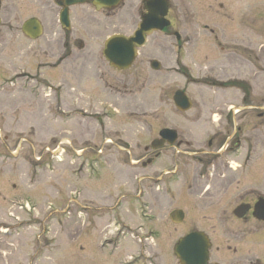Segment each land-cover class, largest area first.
<instances>
[{
  "label": "rangeland",
  "instance_id": "1",
  "mask_svg": "<svg viewBox=\"0 0 264 264\" xmlns=\"http://www.w3.org/2000/svg\"><path fill=\"white\" fill-rule=\"evenodd\" d=\"M169 1L172 26L123 73L110 68L103 42L133 34L139 0L122 21L93 15L100 42L80 32L93 44L90 62L77 47L50 46L56 24L43 23L35 46L22 34L26 9L19 20L12 10L2 17L0 264H179L175 247L195 232L209 238L213 262L243 264L257 252L264 264V231L241 246L233 218L251 192L264 196V0ZM51 60L54 68L39 66ZM178 91L189 112L176 109ZM167 128L183 146L157 158L151 145ZM216 137L219 153L208 145ZM222 168L229 185L219 192Z\"/></svg>",
  "mask_w": 264,
  "mask_h": 264
},
{
  "label": "flooded vegetation",
  "instance_id": "2",
  "mask_svg": "<svg viewBox=\"0 0 264 264\" xmlns=\"http://www.w3.org/2000/svg\"><path fill=\"white\" fill-rule=\"evenodd\" d=\"M84 1H85V4L75 5V6H72L69 8V10H68L69 29L66 30L60 24V13H61L62 9L58 6V3H63V2H65V0H56V1H54V0H0V27L2 25L3 18H4V15L6 14V12H9L10 10L16 12L15 17L19 20V18L20 19L22 18L23 9H26L29 12L30 17L25 19L24 20L25 22L22 24V34L25 38L34 42V45L36 46L37 43L39 42V40L41 38H43V35H44L43 23L49 22L50 24L53 25L52 27H55L54 24H56L58 26L59 30L61 31V35L58 34L57 37L54 34L49 35L51 38V43H52V44H50V46L52 45V47H53V46H55L54 44L56 43V45L60 44L63 47H66V49L67 48L71 49V47L72 48L77 47L76 52L78 51L82 54V55H79L77 57V59L83 58L85 60H89V62H90V60L92 58H95V53L92 50L93 44H92V42H89L87 40V38L84 39V37H81L80 32L81 31H84L85 33L87 32V36L89 39L95 36L94 43L97 44L98 42H100V39H101L100 35L97 33V29H99L100 20L94 18L93 15H96V14L101 15V16H103V19L107 20V21H111V20H113V17L118 16L117 17L118 20L122 21V20H124V18L127 17L129 10L131 9V3H130V0H128V1L127 0H120V3L117 5L116 8H113L112 6H107V5H105L106 3H102L101 4L102 7L99 10L97 8V6L95 5L94 0H84ZM9 2H12V4L10 5ZM146 3H147L146 0H139L138 9H141L142 16H141V20L136 24V30H137L139 23H141V21H142V17L147 12V4ZM169 4H170V1H169ZM55 10H57V11H55ZM114 10H120V13L113 15ZM101 13H104L105 15H103ZM86 14H88L87 18H86ZM170 14H171V4H170V13H169L168 19L170 20L171 26H172ZM33 15H36V16H33ZM10 16H11L10 21L15 20V17L12 13H10ZM32 20H36L37 22H39V24L41 25V27L43 29L42 36L38 39H35V40L28 37L24 33V30H23L24 26ZM97 20H99V21H97ZM75 21L80 25L78 28L74 27ZM46 26H48V25H46ZM130 26H132V24H130ZM166 30L167 29H165L161 33L166 32ZM63 32H65V34ZM54 33H56V32H54ZM90 33L92 34V36L90 35ZM113 34L115 35V34H119V33H113ZM113 34L108 36L107 39L103 42L104 48H105L106 41L111 36H113ZM154 36H155V34L147 38L145 45L141 49L138 50V56H139V53L142 49L147 48V45H148L150 39H152ZM174 37L177 38L178 41L181 40L180 35L177 33L174 34ZM67 38H68V41H67ZM70 49H68L67 51L65 50V51L67 53H69ZM54 50L57 53L60 52V48L57 46ZM56 52L53 51V52H49V53L51 54V57H53ZM103 52H104V50H103ZM153 52H154V50H153ZM59 56L60 55H58V57ZM103 56H104V54H103ZM51 57H50V59H53ZM68 59H71L72 64L74 63L73 61H75V59H72V54L68 57ZM52 62H53V60H51V63H49V64H43V62H42V64H39V66L49 65L51 68H54L55 64ZM153 62H158V61L152 60L150 62L151 68H152ZM85 67H86V62L84 61L83 66H82V70L78 71L79 75H81V73L84 72ZM132 67H131V69H132ZM110 68L113 69L117 73H123V72H127L130 70L129 69L127 71H119L117 69L112 68L111 66H110ZM94 72H97V69L94 70ZM81 78H83V75L81 76ZM34 81L38 82L36 80H34ZM230 83H233L235 86H237L239 88L238 90H241V88H243L245 86L244 82H240L239 79L231 80V82H229V84ZM81 111H83V110H81ZM63 113L67 117V121L70 120L71 117L76 116L75 113H65V112H63ZM178 141L176 142V144L174 146H170V145H168V141H166V140L161 141L160 140V142H162V146L159 149L155 150L154 147H152V145H151V149L154 152H156V157L158 158L160 156V151L177 149V148L180 149L183 146V143L182 142L178 143ZM177 143H178V146L175 147L177 145ZM208 145H209V148L216 150L215 153H219L222 151V147H221L222 143H220L218 137L210 140ZM228 147L224 148L225 151L228 149ZM147 149L149 150V148H147ZM184 151L185 152L189 151V149H186ZM178 153H180V152H178ZM193 153H195V152H193ZM205 154H208V153H205ZM176 171L179 172V169L176 168ZM217 171L218 172L215 175V177L218 176V178H215V179L219 180V183L217 184V190L219 192H221L224 189L226 190L228 185H229V183H226V181H225V179L228 176L227 173L229 171H228V169H224V168H222V170H217ZM214 188H215V186L213 187V189ZM206 190H211V187L208 186V188ZM249 196H251V200L245 201L242 204L243 206L249 207V208H247L246 212L243 215H241L240 218L233 217L236 220V222H238L240 224L238 238L240 239L239 242L241 243V246L244 242H247V243L252 242V241L255 242V240H257V237H260V235L262 234V231H264V220H261L254 215L255 205L258 203L259 200L264 199V196L259 195L258 192H251L249 194ZM256 243L257 242H255L254 245ZM252 251H253V249H252ZM210 252H211V250H210ZM236 252L237 251L235 250V253ZM247 253H244V255ZM211 259L212 258H211V254H210V260L207 264H219L218 262L211 261ZM243 264H262V263H261L260 258L257 256V252H255L254 255H252L250 253L247 256H245Z\"/></svg>",
  "mask_w": 264,
  "mask_h": 264
},
{
  "label": "water",
  "instance_id": "3",
  "mask_svg": "<svg viewBox=\"0 0 264 264\" xmlns=\"http://www.w3.org/2000/svg\"><path fill=\"white\" fill-rule=\"evenodd\" d=\"M56 1V0H55ZM120 0H95V5L98 8L102 7V3L112 6L118 5ZM82 0H65L63 3H58L63 11L60 15V21L64 28L69 29V7L83 4ZM148 13L143 17V22L139 25V29L131 37L114 36L106 44L104 56L110 65L118 70H128L137 57V49L141 48L146 41V37L155 32L163 31L170 26V22L166 20L169 13V4L166 0H149L147 2ZM24 33L31 39L39 38L42 33V27L36 20L28 22L24 26ZM160 65L157 62L153 63V69L159 70ZM174 103L178 110L187 112L191 109V102L182 91H178L174 96ZM160 138L168 141L170 146H174L177 142V133L173 130H163L160 133ZM152 146L161 147L162 142L155 141ZM246 208L241 207L235 211V215L241 216L246 212ZM254 215L261 220H264V200L259 201L255 207ZM174 223L179 224L184 219V214L181 211L171 215ZM210 244L208 238L199 232H195L179 241L175 247V255L180 264H207L209 262Z\"/></svg>",
  "mask_w": 264,
  "mask_h": 264
},
{
  "label": "bare ground",
  "instance_id": "4",
  "mask_svg": "<svg viewBox=\"0 0 264 264\" xmlns=\"http://www.w3.org/2000/svg\"><path fill=\"white\" fill-rule=\"evenodd\" d=\"M180 112H181V111H180ZM178 140H179V137H178ZM178 140H177V141H178ZM159 141H160V140H159ZM161 141H162V140H161ZM152 147H153V146H152ZM159 148H160V147H159ZM159 148H158V147H155L154 149L157 150V149H159ZM180 211H182V210H180ZM182 212H183V211H182ZM174 213H175V211L173 212V214H174ZM183 214H184V219H183V221L180 222L179 224L174 223V222L172 221V219H171V218H170V219H171V221H172L174 224H176V225H180V224H182V223L184 222V220H185V213H183ZM179 264H180V263H179Z\"/></svg>",
  "mask_w": 264,
  "mask_h": 264
}]
</instances>
